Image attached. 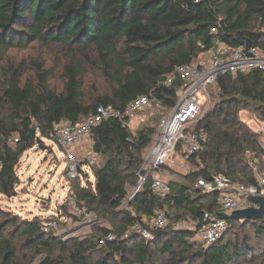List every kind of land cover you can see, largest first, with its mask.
Here are the masks:
<instances>
[{"label":"trees","instance_id":"16d2710c","mask_svg":"<svg viewBox=\"0 0 264 264\" xmlns=\"http://www.w3.org/2000/svg\"><path fill=\"white\" fill-rule=\"evenodd\" d=\"M214 26L219 28L216 34L211 32ZM216 38L264 46V0H0V63L11 49L34 42L59 46L69 58L60 91L51 88L54 72L42 62L34 63L36 84L22 83L21 68L9 69L0 87V194H17L21 157L43 145L45 138L55 141V122L81 123L101 105L125 109L142 95L173 105L181 81L176 78L167 85L168 75L199 54V42L211 46ZM88 66L99 70L110 85L93 101L82 96ZM210 93L219 100L196 125L208 131V139L199 155L182 154L195 166L188 174L166 167L181 179L171 176L172 191L165 198L153 194L150 175L123 208L128 188L138 184V171L159 122L132 134L120 119L109 117L92 129L90 139L98 156L91 164L95 180L82 186L72 179L71 185L76 199L114 225L115 240L100 245L99 238L108 230L103 228L63 241L44 232L41 217L21 219L10 213L0 222V264H24L20 251L25 248L15 241L16 234L25 239L22 247L44 255L40 264H264V253L258 255L245 240L228 236L237 223L263 234L264 217L228 220L227 232L209 247L196 240L204 212L218 210L216 195L198 187L197 179L226 172L233 180L257 183L247 151L256 161L264 156L258 135L239 116L245 108L264 116V73L220 75ZM15 135L17 143L11 141ZM257 163L264 171L261 160ZM162 209L170 224L152 238L127 233L137 221L151 220ZM184 219L194 221L196 229L174 227ZM59 249L66 259L57 256Z\"/></svg>","mask_w":264,"mask_h":264},{"label":"built area","instance_id":"2783aa9c","mask_svg":"<svg viewBox=\"0 0 264 264\" xmlns=\"http://www.w3.org/2000/svg\"><path fill=\"white\" fill-rule=\"evenodd\" d=\"M218 26L211 29L213 34L218 32ZM200 52L190 62L176 65L168 75L165 84L171 85L176 78L181 81V87L177 92V100L170 107L160 100H155L148 95H142L130 102L125 109H116L112 106L101 105L96 113L85 118L81 123L73 124L67 121L55 122L53 133L55 141L61 149V155L66 163L67 192L69 205L73 210V216L79 218L83 224L91 226L101 223L97 214L89 210L80 202L73 193L72 179H78L82 186H88L95 180V174L91 170V164L98 156L93 150V142L90 133L102 120L109 117L120 119L123 125L130 127L131 119L137 112L152 107L161 113L157 133L153 143L147 151L145 160L138 171V192L147 178L152 175L151 188L154 195L165 198L171 193L170 177L178 174L170 173L167 166L171 164L183 167L186 156L199 155L203 149L209 133L205 129H196V125L204 119L211 103L210 87L220 75L238 74L258 70L264 73V46L232 44L216 38L209 46L199 42ZM132 141V139H130ZM13 143L19 141L15 135L11 139ZM250 156L253 154L247 151ZM253 172L257 176V183L245 184L233 180L226 172L213 174L210 178L199 177L196 185L205 192L216 195L218 210L205 211L203 220L196 231L199 241L209 247L217 242L229 228L228 220L220 216L221 212L231 213L237 209H243L254 205L251 196L264 197V171L257 162L249 161ZM132 197V198H133ZM131 198V199H132ZM130 199V198H129ZM130 199V200H131ZM229 211V212H228ZM61 209L42 222V229L46 233H52L64 219ZM170 224L166 210H159L151 221H137L132 227L145 239L153 237L156 230ZM177 229H196V223L192 220H178L174 222ZM130 233V232H127ZM117 238V234L108 229L99 238V244L104 245L108 241Z\"/></svg>","mask_w":264,"mask_h":264},{"label":"rangeland","instance_id":"374dc122","mask_svg":"<svg viewBox=\"0 0 264 264\" xmlns=\"http://www.w3.org/2000/svg\"><path fill=\"white\" fill-rule=\"evenodd\" d=\"M35 62L45 64L46 70H53L54 74L50 78L49 84L56 91L62 90L64 85L63 70L65 65L69 63V58L61 47L40 42H34L23 48L11 49L4 56L0 63V87L4 85L6 78L9 76L8 73L11 67L22 69L21 80L23 84L28 81L36 84L38 78ZM86 70L87 74L84 78L82 96L85 100L93 101L98 96L109 91L110 85H108L109 83L103 77V74L96 68L88 66ZM218 100V97L211 96V103L209 107L207 106V109L209 110ZM239 116L258 135L260 144L264 148V116L252 108L242 109ZM160 117L161 113L155 111L152 107L137 112L131 119L129 131L134 134L143 126H156ZM42 143L43 145L37 144L34 148L25 152L20 159L17 166L19 177L17 194L13 197H6L0 194V222L10 213L17 214L21 219H33L38 216L45 220L53 217V214L61 209L65 218L60 221V225L52 233L63 241L76 238L82 239L95 231L103 230V228L114 229V225L109 220L99 215L97 216L101 219V223L91 226L83 224L78 217L73 216V210L69 205V194L66 190V163L61 155V149L56 141L47 138L43 139ZM247 157L252 162L261 160L264 169V156L259 157L257 161L249 154ZM191 167L195 169V166L190 161H187L179 169L178 173L188 174ZM138 185L139 181L137 185L128 188L129 197L123 208H127L129 202L134 198L133 194L137 190ZM129 198L132 199L130 200ZM145 218L147 222L151 221L147 217ZM131 231H133V227H130L127 232ZM228 236L245 240L251 246L253 252L255 251L258 255L264 253V233L258 235L250 225L243 226L237 223L228 233ZM14 239L21 249L25 248L23 253H27L26 258L23 257V253L20 251V258L24 259V264L41 263L44 257L43 254H33L29 252V246L22 247L25 239L20 234H16ZM196 240L201 243L197 236ZM57 256L62 259L67 258L66 254L60 249L57 252Z\"/></svg>","mask_w":264,"mask_h":264},{"label":"water","instance_id":"95a60500","mask_svg":"<svg viewBox=\"0 0 264 264\" xmlns=\"http://www.w3.org/2000/svg\"><path fill=\"white\" fill-rule=\"evenodd\" d=\"M138 192L135 193V196ZM250 200L254 203V205L237 209L232 211L231 213L221 212L220 216L227 220H257L262 219L264 217V197L263 196H251Z\"/></svg>","mask_w":264,"mask_h":264},{"label":"crops","instance_id":"0c3cea01","mask_svg":"<svg viewBox=\"0 0 264 264\" xmlns=\"http://www.w3.org/2000/svg\"><path fill=\"white\" fill-rule=\"evenodd\" d=\"M173 167H172V169H175L174 167H175V164L173 163V164H171ZM181 167L180 166H176V169H175V171L178 173L179 172V169H180ZM171 173V172H170ZM171 178V177H170Z\"/></svg>","mask_w":264,"mask_h":264}]
</instances>
